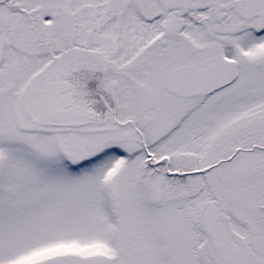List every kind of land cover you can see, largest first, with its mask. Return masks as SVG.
Segmentation results:
<instances>
[{
  "label": "snow or ice",
  "instance_id": "1",
  "mask_svg": "<svg viewBox=\"0 0 264 264\" xmlns=\"http://www.w3.org/2000/svg\"><path fill=\"white\" fill-rule=\"evenodd\" d=\"M0 264H264V0H0Z\"/></svg>",
  "mask_w": 264,
  "mask_h": 264
}]
</instances>
